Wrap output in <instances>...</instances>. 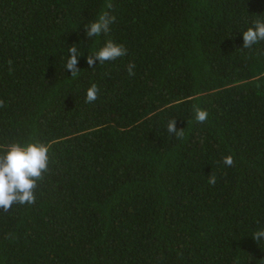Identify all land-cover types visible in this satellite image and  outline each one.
<instances>
[{"label": "trees", "instance_id": "trees-1", "mask_svg": "<svg viewBox=\"0 0 264 264\" xmlns=\"http://www.w3.org/2000/svg\"><path fill=\"white\" fill-rule=\"evenodd\" d=\"M111 3L0 0V146L50 145L35 203L0 211V264H264V41L242 47L264 0ZM109 40L127 54L90 67Z\"/></svg>", "mask_w": 264, "mask_h": 264}, {"label": "clouds", "instance_id": "clouds-1", "mask_svg": "<svg viewBox=\"0 0 264 264\" xmlns=\"http://www.w3.org/2000/svg\"><path fill=\"white\" fill-rule=\"evenodd\" d=\"M105 7L112 8L111 0H106ZM115 17L109 15L107 11L102 12L98 18L84 25L87 38L99 36L109 31L110 25ZM243 48H251L259 41H264V21L256 20L252 27H248L242 33ZM69 47L70 56L67 59L65 68L71 72V76L78 75L80 70L77 67L78 58L81 56L77 48ZM127 54V49L122 44H116L109 40L105 45L94 53H89L87 64L94 68L95 62L103 63L109 60H115ZM135 64L129 62L127 65L128 74L134 75ZM98 87L92 84L86 93V102L91 103L97 99ZM4 106L3 100H0V107ZM194 107L195 120L204 123L207 120L208 112L198 106ZM167 131L173 134L177 139L183 140L184 130L176 127L175 119H171L167 125ZM50 145L36 142L21 144L13 142L6 146H0V211H9L14 204L24 205L35 203L34 190L37 188V182L42 180L43 174L48 170ZM226 166H234L235 161L231 155L223 158ZM208 183L215 185V174L208 175ZM253 240L258 241L264 238V230L255 232L252 235Z\"/></svg>", "mask_w": 264, "mask_h": 264}]
</instances>
